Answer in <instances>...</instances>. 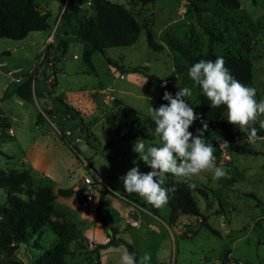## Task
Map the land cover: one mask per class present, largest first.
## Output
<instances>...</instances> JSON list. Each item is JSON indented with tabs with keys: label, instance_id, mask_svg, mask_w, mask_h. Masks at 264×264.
<instances>
[{
	"label": "rangeland",
	"instance_id": "obj_1",
	"mask_svg": "<svg viewBox=\"0 0 264 264\" xmlns=\"http://www.w3.org/2000/svg\"><path fill=\"white\" fill-rule=\"evenodd\" d=\"M34 1L40 10L50 13V28L31 31L22 39L0 37V169L27 171L33 188L50 186L53 192L59 186L74 188L70 196H56L51 203V220L63 224L66 230L67 262L120 264L121 253L131 245V252L137 260L147 252L151 254L152 264L159 258L156 246L166 236L170 250L164 258L171 264H221V256L226 249L229 253L223 264H230L231 259L235 264H264V137L254 143L230 142L226 158L219 145L215 146L216 138L208 127L204 139L220 151L214 153L216 166L225 169L227 178L214 180L211 172H202L192 177L190 185H196L191 187L192 193L200 211L206 216V223L216 232L201 225L200 218L194 215L180 214L175 218L178 219L177 224H171L166 216L169 210L167 203L158 209V219L164 220L169 230L149 214L153 213L151 204L137 194L125 192L120 180L133 166H138L142 173L151 171L133 151V145L137 139H143L146 145L161 146L160 137L153 129L144 126L143 120L130 123L119 111V105L123 104L133 107L142 119L150 115L149 106L154 109L160 107L157 98L162 88L161 80H167L178 88H192L193 95L185 99L195 112L198 91L197 85L188 76V69L197 60L189 59L207 52L249 55L253 61L252 85L249 87L256 89L257 101L264 100V0H237L240 4L238 8L223 7L216 0H154L147 5L132 0H112L129 8L141 29L131 45L108 47L104 53L93 52L91 66L83 60V45L72 33L77 18L66 23L61 20L66 0ZM92 16V7L85 2L78 18ZM147 25L155 40L163 45L162 50H153L148 46ZM54 29L56 36L46 42ZM211 35L223 40H215ZM60 37L69 40L65 53H62ZM174 40L181 51L171 44ZM46 52L49 53L47 58L44 56ZM106 58L120 65L124 69L123 74L113 70ZM43 68L47 73L45 98L39 95L40 88H45ZM9 70L16 72L8 75ZM28 75L34 76L32 101L21 100L14 93L16 84ZM147 75H155L159 79L147 82ZM11 78L12 82H9ZM51 98L64 100L79 116L69 117L64 106L60 102L53 103ZM48 104L54 106V116L46 112ZM39 113L42 119L36 124ZM110 114L116 117L113 124L105 120ZM8 116L15 118L10 125L12 131L15 130V137L8 136V127H4V123L9 122ZM262 123L264 115L255 122L264 128ZM81 125H86L93 133L89 137L91 145L87 143ZM201 127L202 124L194 127L195 135ZM42 131H47L50 137L49 131L56 133L55 139L60 141L55 145L46 140V151L37 155L47 164L45 166L55 172L52 174L55 177L53 181L44 173H38L30 163L24 162L26 151L34 155L39 152L38 148L41 149L42 142L37 139ZM127 135L132 137L126 138ZM68 157L73 164L68 165ZM85 164L94 166L107 185L106 201L100 206V214L116 228L113 234L121 241L118 245L98 247L101 243L89 230L95 227V218L93 214L82 211L75 199V185L88 172ZM64 167L68 168L63 181H59L62 185H54L55 180L61 178L59 172ZM169 180L182 179L173 175L168 179L166 175L164 187L171 188ZM199 188L204 190L202 194L198 192ZM98 193L94 191L96 197ZM121 193L142 204L149 212L140 213L138 227L126 223L129 206L116 196ZM172 193L169 192V199ZM4 198L0 189V203ZM116 210L120 215L115 213ZM149 223L156 225L157 233ZM178 229L182 230L181 235L177 234ZM55 237L53 232L47 231L37 242L46 246ZM33 245L28 242L8 250L0 248V264H33L37 251ZM216 259L217 263L214 262Z\"/></svg>",
	"mask_w": 264,
	"mask_h": 264
},
{
	"label": "trees",
	"instance_id": "obj_2",
	"mask_svg": "<svg viewBox=\"0 0 264 264\" xmlns=\"http://www.w3.org/2000/svg\"><path fill=\"white\" fill-rule=\"evenodd\" d=\"M133 2L147 5L154 0H132ZM218 4L227 8H238L240 6L237 0H216ZM89 2L93 10L92 17L78 18V13L81 6ZM50 13L40 10L34 0H0V37L10 39H22L31 31H42L50 28L49 19ZM72 18L76 19V26L72 33L76 40L83 45V60L91 64V55L93 52L104 53L108 47L114 46H127L133 44L141 29L140 24L136 20L132 11L127 8L123 3L112 0H66L62 9L61 20L66 23ZM146 41L148 46L153 50H162L163 45L156 41L149 26L145 28ZM56 29H54L52 37H54ZM65 36L68 31L64 30ZM213 36V35H211ZM215 40L222 41L219 36H213ZM52 42V41H51ZM62 44V53H65L68 47V39L59 38ZM173 47L181 51L180 45L177 41H171ZM50 43L47 44V47ZM183 52V51H182ZM49 53H45V58ZM216 57H223L225 59V67H227L235 79L240 81L245 86L252 85V67L253 61L249 55L232 54V53H213L207 52L204 55L190 58L191 60L201 59L215 60ZM109 66L123 74L124 69L120 67L115 61L106 58ZM42 76L46 78L44 68L41 70ZM33 79L34 76L28 75L25 79L20 80L15 88L14 93L16 96L25 101H32L33 98ZM153 79H159L155 75H147L146 80L150 82ZM166 81L164 87L161 88L157 103L167 105L168 101L162 99L165 91L175 97L179 88L170 81L161 80L162 83ZM197 113L203 122H206L212 134L216 137L215 146L219 145L220 140H226L228 143L236 141H248L247 134L240 132L238 126H234L227 121V108L221 105L218 108H211L210 101L203 95L199 86H197ZM53 103L60 102L66 109L69 117H78L79 114L67 106L64 100L60 98H51ZM46 112L50 115L53 112L52 105L45 106ZM120 114L123 118L130 123H139L143 120L144 126H148L155 132V124L148 115L143 119L140 117L139 112L129 105H119ZM42 114L37 116L36 124L40 123ZM107 123L113 124L116 120L114 114H110L105 118ZM4 127H9V122L4 123ZM199 126L198 120L188 129L195 135L194 127ZM257 128L258 137L264 136V128L253 125ZM86 137V141L91 145L89 137L93 135L86 125H81ZM10 136V135H8ZM132 135H127L126 138H131ZM257 153V151H250ZM216 153H220L217 149ZM167 178L172 177L171 174H166ZM171 188H175L169 201L168 220L175 221V218L180 214L194 215L200 218L201 225L208 226L212 232H216L213 228L206 223V216L200 211L196 197L192 193L190 181L185 183L183 180L172 181L169 180ZM0 189L3 190L5 198L0 203V248L10 249L14 248L19 243H34L36 254L33 257V264H70L67 262L65 255L67 254L66 243L64 235L66 230L64 225L51 220L50 215L53 211L52 201L56 196L68 197L74 192L72 187H57L53 192L50 186H40L33 188L29 182V176L25 170H4L0 169ZM199 193L204 190L199 188ZM251 196L255 197L253 193ZM103 194L99 197L98 206L96 209V217L102 223V229L108 234V240L105 243L98 245L99 248H106L109 245H118L121 243L120 239L115 238L114 232L116 229L109 227L105 218L100 214V206L103 204ZM140 204L139 202H137ZM142 205V204H140ZM154 214L158 213V209L150 206ZM53 232L56 236L52 242L43 246L37 242L44 237L47 232ZM128 251H132L131 245L127 246ZM229 250L221 256V264L226 258ZM152 264H169L166 262H154Z\"/></svg>",
	"mask_w": 264,
	"mask_h": 264
},
{
	"label": "clouds",
	"instance_id": "obj_3",
	"mask_svg": "<svg viewBox=\"0 0 264 264\" xmlns=\"http://www.w3.org/2000/svg\"><path fill=\"white\" fill-rule=\"evenodd\" d=\"M188 76L210 101L211 108L226 106L228 123L246 133L248 142L254 143L259 138L253 125L264 115V100L257 101L256 89L234 78L225 67L223 57L199 60L188 69ZM165 84L166 81L161 87ZM192 95L190 87L179 88L175 97L165 91L162 99L168 101L167 105L162 104L158 109L149 106L161 146H149L143 139H137L133 151L151 171L142 173L138 166H133L120 177L125 192L137 194L157 209L163 208L168 203L169 192L175 191L174 187H164L166 174L181 178L185 183L202 172H211L214 180L227 178L225 169L216 166V148L204 139L207 123L202 122L196 136L188 130L194 121L200 119L185 99ZM219 148L227 155L228 141L220 140ZM191 187L195 188L196 185L191 184ZM150 260L151 254L147 252L139 260L128 249H124L120 255V264H150Z\"/></svg>",
	"mask_w": 264,
	"mask_h": 264
},
{
	"label": "crops",
	"instance_id": "obj_4",
	"mask_svg": "<svg viewBox=\"0 0 264 264\" xmlns=\"http://www.w3.org/2000/svg\"><path fill=\"white\" fill-rule=\"evenodd\" d=\"M52 40V35H48L47 36V38H46V42H48V40ZM46 72V71H45ZM118 72V71H117ZM118 73H120V72H118ZM120 74H122V73H120ZM46 75H47V73H46ZM46 81H47V78H44V84H45V88H40V91H39V95L41 96V98H45V97H43V94H44V90H46ZM9 82H12V78L9 80ZM22 100V99H21ZM50 103H52L51 101H50ZM48 107H50L51 105L50 104H48L47 105ZM52 108H54V106L52 105ZM52 115L54 116V112H52ZM9 117V127L12 129V127L10 126L11 125V123L13 122V121H15V118H12V117H10V116H8ZM202 122H203V120L201 119V121H199L198 120V125H200V124H202ZM53 129H54V126H53ZM14 131V133L12 134V135H10V136H16V133H15V130H13ZM49 133L52 135V137H54V138H52V137H50L49 135H47V131L46 132H44V131H42V133H40L39 135V138L37 139V141L38 140H40L41 142H42V146H40V148L41 149H39L38 148V151L39 152H37V153H35L34 155H32L33 154V152H31V151H29V153L26 151V154H24V162H26L27 164L28 163H30L31 165H32V167L35 169V170H37V172L38 173H44L49 179H51L52 181L55 179V177L53 176L54 174H55V172L53 171V170H51V169H49L47 166H45V162H43V159L41 160L40 158H38L37 157V155H40L39 153L41 152V151H46V150H44L45 148L44 147H46L47 146V141L46 140H50L53 144H55V145H57V144H59L58 142H60V141H58L57 142V139H55L56 138V133H54V132H50L49 131ZM55 135V136H54ZM264 137V136H263ZM51 138V139H50ZM216 138V137H215ZM262 138V137H261ZM57 142V143H56ZM34 145H37V144H34ZM65 156L67 157V155L65 154ZM42 158V157H41ZM69 158V163H68V165H70V164H73L72 163V159L70 158V157H68ZM28 160V161H27ZM47 165V164H46ZM31 167V168H32ZM67 168L68 167H64L60 172H59V176L61 177L59 180H55V182L56 183H54V185H62L60 182H62L63 180V178L65 177L64 175L66 174V170H67ZM93 168H94V170L97 172V170H96V168L93 166ZM33 169V170H34ZM54 173V174H53ZM53 174V175H52ZM63 175V176H62ZM54 178V179H53ZM60 181V182H59ZM64 186V185H63ZM76 187H75V190H77V188H79L80 186H81V182L79 183V184H77V185H75ZM101 194H103V199H104V201H106L105 200V197H104V194H105V191H102V192H99L98 193V196L96 197L95 195H94V199L90 202V205H89V207L87 208V209H83L82 208V211L84 210L85 212H87V213H89V214H93V216H94V218H95V221L93 222L94 224H95V227L93 228V229H89L90 230V234L92 235V236H94V238L96 239V240H99V243H105L107 240H108V235L106 234V232L102 229V223H101V221L96 217V209H97V206L98 205H96V201L98 200V202H99V197H100V195ZM75 199H77L76 198V195H75ZM77 201V200H76ZM78 203V202H77ZM146 213H149V212H146ZM168 213H169V210L167 211V214H166V216H167V218H168ZM150 215H153V217H155V218H157L158 219V217H159V214L157 213V214H154V213H149ZM159 220V219H158ZM160 222H161V224L163 223L165 226H166V228H168L169 229V227H168V225H166V222L164 221V220H162V219H160L159 220ZM169 221V220H168ZM170 222V221H169ZM177 222H178V219L177 220H175V221H171L170 223L171 224H174V223H176L177 224ZM107 224H108V222H107ZM150 227H151V229H153V231H155L156 233H157V228H156V225H154V224H151V223H149L148 224ZM108 226H111L112 228H114L112 225H109L108 224ZM116 229V228H115ZM170 230V229H169ZM114 232V231H113ZM177 234L178 235H181L182 234V230L181 229H178L177 230ZM191 235V234H190ZM169 240L166 238V236H164L162 239H161V241H160V243L156 246V252L158 253V255H159V258H156V260H155V262H166V263H170V262H168V260L167 259H165L164 257H165V255L167 254L168 255V253H169V250H170V245H169ZM112 245H110L109 247H111ZM116 247V246H115ZM167 248H168V250H167ZM156 253V254H157ZM170 255H171V253H170ZM215 263H217L218 262V259H216L215 261H214ZM171 264V263H170Z\"/></svg>",
	"mask_w": 264,
	"mask_h": 264
},
{
	"label": "built area",
	"instance_id": "obj_5",
	"mask_svg": "<svg viewBox=\"0 0 264 264\" xmlns=\"http://www.w3.org/2000/svg\"><path fill=\"white\" fill-rule=\"evenodd\" d=\"M15 70L7 71L8 75H12ZM17 81V78H13ZM106 97H109L108 95ZM201 121V119H198ZM8 134L12 135L13 131L10 127H8ZM224 157L228 158L227 155H223ZM88 168V172L85 176L81 179V186L76 190V198L79 206L83 209H87L90 205V202L94 199V191L97 190L98 192H102L107 190V185L102 181L99 174L94 170V168L90 167L89 165L85 164ZM116 196L126 202L129 206V210L126 214L125 221L131 227H138L141 223L140 213L147 212L146 209L137 202L131 200L126 194H116ZM117 215H120L118 210L115 211ZM230 264H235V261L231 259Z\"/></svg>",
	"mask_w": 264,
	"mask_h": 264
}]
</instances>
